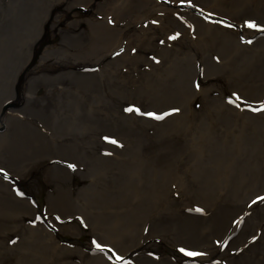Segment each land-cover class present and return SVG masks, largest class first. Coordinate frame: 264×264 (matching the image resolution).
Masks as SVG:
<instances>
[{
    "label": "bare ground",
    "instance_id": "1",
    "mask_svg": "<svg viewBox=\"0 0 264 264\" xmlns=\"http://www.w3.org/2000/svg\"><path fill=\"white\" fill-rule=\"evenodd\" d=\"M167 1H182L180 14L149 0H103L92 29L71 34L57 24L75 0H0V168L20 175L57 158L49 209L83 215L105 246L87 254L62 245L47 217L17 197L19 184L1 178L0 264L264 263V0ZM50 17L53 35L39 47ZM86 63L111 83L82 71ZM245 97L263 107L246 111ZM227 103L239 110L223 112ZM119 134L128 147L105 149ZM76 170L86 182L75 189ZM61 228L79 233L76 223ZM159 241L187 261L147 248Z\"/></svg>",
    "mask_w": 264,
    "mask_h": 264
},
{
    "label": "rangeland",
    "instance_id": "2",
    "mask_svg": "<svg viewBox=\"0 0 264 264\" xmlns=\"http://www.w3.org/2000/svg\"><path fill=\"white\" fill-rule=\"evenodd\" d=\"M72 1H74V0H72ZM75 1H77V2L74 3V7L72 9H67L66 11H64V10L61 11V12H66L67 14L65 15V18H63V17L60 18L61 20H64V21L60 22L59 26L57 24V27H63V26L64 27H72V29H71L72 33L71 34H76L77 32H80L82 29H86V30L87 29H92V27L89 24V21L97 16V14L95 13V8L97 9V7H100L102 5V1L103 0H84V1L83 0H75ZM82 1H83V3H87V6L86 5H80L79 3L82 2ZM149 1L150 2H154V3H163L164 8H166V9H172L173 8L172 11H176L178 14H180L179 10H180V7H181V3H183L182 1H180L178 3H175L174 1H170L169 2L167 0H162V2H160L158 0H154V1L153 0H149ZM6 2L11 4V0H6ZM189 3H188V5L192 4V3H190V4ZM89 11H93V13H91L89 15V13H88ZM119 14L120 13L116 12V14L115 13H113V15L110 14L111 15L110 17H113V18L121 17L122 18V16H120ZM90 16H93V17L89 20L88 17H90ZM100 17L98 19H101ZM50 19L51 20L49 22L47 21V22L44 23V36H42V37L45 38V39H46V36H47L46 33L48 31H50L51 30V26H53L51 24L52 21L55 22V19H53L51 17H50ZM71 19H75L78 22H75L74 24H71V23H73V22H70ZM123 23L126 24L127 21H123ZM107 24L109 26H111V27H116L117 29H120L122 27V23L116 24L115 22L108 21ZM231 25L235 26V24H231ZM258 27H259V25H258ZM48 33L50 35H53V31H52V33L51 32H48ZM160 34H162V33H160ZM48 37H49V35H48ZM49 41L50 40L46 39V42H45L44 40L41 39V42L40 41L38 42L39 47H43L44 44L49 43ZM175 41H178L176 36H175ZM38 44H37V46H38ZM211 45H212V43H211ZM103 47L106 49V50H104V52H110L111 51V50H109V48H106L107 45H104ZM35 48H37V47H35ZM208 48L211 50V53H212V46H208ZM37 49L38 50L35 51V54L37 55V60H38V57L40 55H39V48H37ZM164 53H166V52H164ZM105 54H107V53H105ZM154 60H155V62L152 63L151 66H153L156 62H158L157 59H154ZM35 62H36L35 59L31 60V62L26 66V69H28V70L32 69L33 65L35 64ZM90 64L91 63H88V64L86 63L85 67L81 68L82 71L88 72V71H91V70H88V69H94V71H96L97 75L100 76V79H98L100 82H103V83L106 82L107 84H108V82L111 83L109 81L108 76H107L108 74L105 72L103 67L93 68V67L90 66ZM123 68H124V72L127 71V73H129L130 69H129L128 66H126V67L123 66ZM50 70H52V69H47V72H49V73H51L53 75L52 71H50ZM62 70L66 71L65 68L60 67V69H59V71L57 73H60ZM143 78L145 79L146 77L143 76ZM112 82H114V81H112ZM17 83H18V85L21 83L20 79L16 81V84ZM21 84L23 85V83H21ZM139 84L143 85V82H138L136 84V88H137V86L139 87ZM59 86H60V83H58L56 85V89L65 88L66 87V86H61V87H59ZM244 100L246 102L244 104L246 111H250L251 110V111H254V112L255 111L258 112L259 109H261L263 107V105H259V102H255L253 100H250L249 98L247 99L245 97ZM105 104H106L105 105L106 106V114L109 115V113L111 114V111H110V108H109V104L112 105L113 102L112 101L109 102V100H105ZM227 104L228 105H226V106H229V107H224L222 105V107L224 108L223 112L229 113L232 110H234L235 108H237L234 105H231V103H227ZM247 104H249V105H247ZM248 106L249 107L250 106L251 107H256V108H254V109L251 108L250 110H248L247 109ZM114 108L116 109V111H118L116 104H115ZM230 109H232V110H230ZM238 110H237V112H238ZM217 112L218 113L220 112L219 108H217V111L215 112V114ZM119 114L122 115V111L121 110H120ZM169 116H170V114H168L166 112H163L161 114H156L155 117L164 120V119H166ZM111 117L112 116L110 115L109 119ZM211 119H212V117H211ZM212 124H213V126L217 125V123L215 124V122H213V121H212ZM109 132L110 131L107 130V135L109 134ZM153 136H154V134H153ZM102 138H103V136H101V139ZM105 139H106L105 149H107L108 151L112 152V147L114 145H116V146H114V147H116V152H115L116 154L120 153V152H123L128 147L126 144H124V142H123L124 139L122 141V136H120V134L115 139H111V140H109L107 138H105ZM122 159H123V157H122ZM66 160H68V159H66ZM52 161H53V159L40 158L38 161H34V163L31 164L30 167H28V169H26L25 174H20V175H13V174L11 175V174H8V172L2 170V172H4V173H0V181H1V178H3V179L10 180L11 182L14 180V182L12 184L19 183L22 186V188H25L26 192L29 194V197L27 199H30L31 204L37 208L36 209L34 207L35 208V213L36 212L37 213L38 212H40V213L46 212L47 213L46 216L48 217L47 218L48 221H49V219H52V218L57 219L56 222H50L49 221L48 224H45L44 226L46 228H48L49 227L48 225H50V229L49 230L52 231L54 234L58 235V238L61 239L62 245H66L67 242H68V244L74 245V247L75 246H79V247L85 248L84 250L86 251L87 254H89V252L93 253L92 249L89 251V249H87V248L95 247V245L97 244L96 241H98V242H100V241L103 242V241L101 239L100 240L97 239L98 236L91 231L92 229L90 228V226L88 224V221L85 220L84 216L80 215V214H76V215H72L71 218H68V219H67V217L66 218H61L60 217L61 213H59L58 211H55V210H50L49 207H48V203H49L48 198L49 197H47L48 196L47 194H48V191H51L54 188V187L52 188V185L47 182V180L49 179L47 175L52 170V168H51L52 167ZM71 161L78 162L77 160H71ZM63 163L66 164L67 166L72 165V163H70L68 161L63 162ZM76 167H77V170H81V171H84V169H85V166L82 163L81 164H77L76 163ZM187 167H188V165H187ZM0 170H1V168H0ZM77 170L72 172L73 179H74L72 184H74L73 186H74L75 189H76V187L79 184L86 182L85 179L82 178L81 175L76 173ZM190 173H194L195 174V171H191ZM17 189L18 188H16V190ZM261 191H263V195L258 196L259 199L264 197V188ZM218 193H220V194L223 193V188L221 189V186L218 189V191H216L215 193H212V194L208 193L206 196L207 197L208 196L212 197V195H213V197H214ZM17 197L25 198V197H23L21 195V193H18ZM249 199L248 198L245 199L246 203L245 202L244 203L246 204V206H245V210L244 211H248L253 205L249 201ZM247 200H248V202H247ZM65 222L70 223V224L76 223V225L79 227V229H78L79 230V233H78L79 235L78 234H73L72 231H69V229L67 231L62 229L61 227H63ZM252 241L257 243V241H255L254 239H252ZM153 243L154 244L148 245L149 247H147V248L152 250L154 253H159V254H161V253H168V254L171 253V255L176 257V258H178V256L185 255V252L180 251L177 247H173L172 246V248H171V247L167 246L165 241H159V242H153ZM66 246H67V248L70 247L69 245H66ZM103 246L104 245H102V243H100L98 248L104 249L105 246L104 247ZM108 246L111 247V245H108ZM113 249H115L114 246H113ZM184 257H185V260H186V258H187L186 255ZM191 257H197V256L196 255H194V256L191 255ZM181 259H182V261H184L183 260V256H182ZM125 263H127V261ZM249 264H257V263L255 261H251V262H249ZM262 264H264V263H262Z\"/></svg>",
    "mask_w": 264,
    "mask_h": 264
},
{
    "label": "snow or ice",
    "instance_id": "3",
    "mask_svg": "<svg viewBox=\"0 0 264 264\" xmlns=\"http://www.w3.org/2000/svg\"><path fill=\"white\" fill-rule=\"evenodd\" d=\"M248 26H249V27H255V25H253V24H249ZM172 39H175V37H172ZM132 110H133V109H131V108L128 109V111H132ZM13 242H15V241H13ZM188 255H197V253H191V252H190V253H188Z\"/></svg>",
    "mask_w": 264,
    "mask_h": 264
}]
</instances>
